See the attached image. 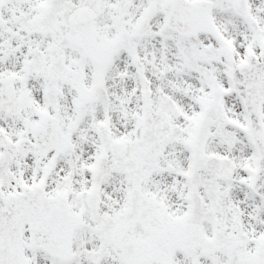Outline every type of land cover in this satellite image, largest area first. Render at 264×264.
I'll return each mask as SVG.
<instances>
[{
    "label": "snow or ice",
    "instance_id": "snow-or-ice-1",
    "mask_svg": "<svg viewBox=\"0 0 264 264\" xmlns=\"http://www.w3.org/2000/svg\"><path fill=\"white\" fill-rule=\"evenodd\" d=\"M0 264H264V0H0Z\"/></svg>",
    "mask_w": 264,
    "mask_h": 264
}]
</instances>
